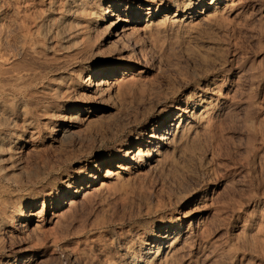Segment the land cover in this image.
I'll return each instance as SVG.
<instances>
[{
	"label": "rangeland",
	"instance_id": "obj_1",
	"mask_svg": "<svg viewBox=\"0 0 264 264\" xmlns=\"http://www.w3.org/2000/svg\"><path fill=\"white\" fill-rule=\"evenodd\" d=\"M149 1L0 0V264H264V0Z\"/></svg>",
	"mask_w": 264,
	"mask_h": 264
},
{
	"label": "bare ground",
	"instance_id": "obj_2",
	"mask_svg": "<svg viewBox=\"0 0 264 264\" xmlns=\"http://www.w3.org/2000/svg\"><path fill=\"white\" fill-rule=\"evenodd\" d=\"M147 1V0H144ZM157 0H153L152 2L149 1L148 3H152V4H157L156 3ZM174 0H162V2L160 4H162L161 6H159L158 8L162 7L164 8L165 4H173ZM220 0H216V2H219ZM190 4L192 3V0H189ZM189 6V5H188ZM119 7H115V9H118ZM140 11V10H139ZM128 12V11H127ZM159 12V9H157L154 13L150 14L151 18L156 17L157 14ZM109 11H105L102 15V17L99 19L98 23L93 27L90 26V31L87 30L88 32H91L92 29L95 28H101V27H105L107 25H110L111 29L113 30V37L116 38L117 41H122L123 39H127L129 37V33L134 34V32H131L132 29L127 27L125 25L126 22H128L126 19L124 18H119L118 22L115 24H110L111 19L115 17L116 15L114 14H110L109 15ZM140 12L136 14V16H139ZM179 14L178 13H174V15H172L171 19H178L179 18ZM141 18H137L135 20H139ZM139 22V21H138ZM153 23V22H152ZM143 30V29H140ZM129 32V33H128ZM89 34V33H88ZM135 47V46H134ZM121 71L122 75L125 76H131L134 75L137 71V64L135 62H132L130 64H128L127 66H124L123 69L119 70ZM116 71L112 70V69H105L104 71H98V70H92L91 71V75L89 76L90 78L88 79V84L86 85V91L89 92H94L97 93L99 98H103L104 96H106L107 94H109V90L111 89V87L113 86V80L110 79V77L112 76V74H114ZM126 72H128L126 74ZM97 76H103V79L100 80V82L97 81ZM94 80V82H93ZM176 110H179V108H177ZM66 114L65 117H69V119L74 118L75 116H78L81 114V106L79 105H74L68 109L65 110L64 112ZM170 111H163V113L161 114V118L156 122V125H154L152 132H154V130H158L162 132L161 136H155V135H151L150 138H154L157 139L158 141V148H161V145L165 144L168 141V135L173 134L175 135L177 132V128H179L177 125H175L174 123L176 122V119H171V115H170ZM171 123H170V121ZM151 145L152 143L149 142ZM132 146V145H131ZM152 151L150 152V155L148 157H145L146 153L143 150L142 146L138 147L137 152L135 151L134 153H130L131 156L128 157V159L125 161L127 164H132V163H139L140 161H142V165L140 168H147L149 166H151L155 161L156 158L158 156V150L156 149H151ZM114 159L110 160V163H108L106 166H108L107 169L103 170V166H105V164L100 165L96 170H94V175H90L89 176V180L90 182H93L95 180L98 179V177H104V179L110 180L111 178L116 177L117 179L120 177L119 175L121 174L120 171H126L127 167L124 166V164H119L117 165L115 168L118 169V171L116 173L112 172L111 170V166L114 163ZM86 172V170L84 171V173ZM74 184H79V182H74L72 185ZM72 185L70 186V188H72ZM106 186V184H105ZM90 189L91 186L88 185L86 186V189ZM77 189V188H75ZM84 187L81 189V191L75 190V191H70V195H73L74 197L77 196H81L82 192L85 191L86 194H89L88 191L86 190ZM85 194V195H86ZM71 205V203L69 204ZM46 203L44 202L43 207L45 208ZM27 207L26 206H21L17 215V221L21 222V223H26L29 218L28 216V211H27ZM196 228L200 229L201 228V224H198L196 226ZM168 239L167 236L165 235H161L158 237V241L162 242V241H166ZM173 243L170 245L172 246Z\"/></svg>",
	"mask_w": 264,
	"mask_h": 264
}]
</instances>
